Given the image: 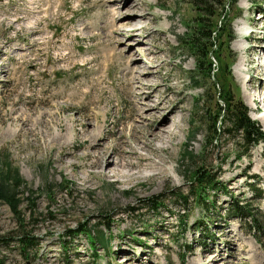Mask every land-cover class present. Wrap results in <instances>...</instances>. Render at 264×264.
<instances>
[{"label": "rangeland", "instance_id": "rangeland-1", "mask_svg": "<svg viewBox=\"0 0 264 264\" xmlns=\"http://www.w3.org/2000/svg\"><path fill=\"white\" fill-rule=\"evenodd\" d=\"M216 1L207 0L211 7ZM198 5L0 0V175L21 178L16 208L0 200V264H264V237L228 209L238 199L264 219V144L239 155L243 145L234 135L212 136L219 89L247 104L264 129V0H227L217 9L211 77L181 44ZM135 20L140 28L129 31ZM229 31L234 38L227 44ZM142 85L149 99L148 92L139 96ZM142 101L165 109L145 110L141 118ZM130 124L138 134H130ZM99 126L102 139L93 143L88 136ZM119 129L128 141L160 131L152 162L133 156L134 165L122 167ZM95 143H106L98 175L90 167ZM204 164L220 181L206 205L189 183ZM103 170L122 174L103 177ZM170 186L192 198L185 211L172 198L155 212L141 207ZM77 221L103 235L97 253L86 234L66 235ZM21 229L36 237L35 247L21 250Z\"/></svg>", "mask_w": 264, "mask_h": 264}, {"label": "trees", "instance_id": "trees-1", "mask_svg": "<svg viewBox=\"0 0 264 264\" xmlns=\"http://www.w3.org/2000/svg\"><path fill=\"white\" fill-rule=\"evenodd\" d=\"M195 2L199 4L198 7L194 6L198 13L196 23L187 28L189 30L182 36L181 44L188 49L189 53L195 59L196 69L202 72L205 71V77H211L214 75V71L212 72L213 60L209 58V55L212 54L211 50L214 43L211 42V39L213 38L214 27L217 25L216 21L213 19V15L217 13V9L219 7L222 6V9L224 8L227 0H217L216 2L218 7H211L210 2H207V0H195ZM237 15L238 14H235L234 17ZM233 38L234 33L229 31L226 40L227 44H230ZM214 58H216V56H213V59ZM191 77L193 79H198L200 76L198 72L193 71ZM217 85L219 87L218 83ZM218 97L220 98V103H215L217 108L212 119V127L214 132L212 136H217L219 134L223 136L234 135L238 142H241L243 145V149H241L240 153H238L239 155L247 154L250 148L259 143L264 144V129L260 122L250 116L247 104H245L241 99L236 98L234 95L229 94L227 91H222L221 89L218 90ZM218 119L220 120V125H216ZM211 140V143H213L214 139L212 138ZM205 167L208 168V166L205 164L199 165L194 170H192L189 180V183L193 186L192 192L194 193L195 200L199 203H203L204 205H206L205 201H207L206 199L209 189L213 188V190L216 191L220 190L217 185V183L220 181L219 179L216 180L218 177L217 174L213 175V173L208 172ZM7 175L9 174H6V176ZM14 175H16V173ZM20 182L21 178L18 177V175L13 178V181L3 178V174L0 175V200L8 201L14 209L20 201V195H18V185H20ZM63 184H67V180L64 181ZM52 186L53 185H48L47 188L50 190ZM24 187L26 186L24 185ZM26 188L28 191V195L26 196H29L31 189H29V187ZM168 189L170 191L167 194L161 192L159 194H151L146 196L144 199H142L144 202L141 207L151 209L155 212L158 210V208L171 205L170 203L164 204V201L172 198V203L176 204L178 201L181 202L182 206L180 205L179 207H181V210L185 211L189 199L192 198L188 194L175 191V188L172 186L168 187ZM254 190L258 191L259 189L255 188ZM256 191L255 194L257 193ZM259 196L260 194L257 195V197ZM29 201L31 202V200ZM141 207H132L129 209V211H135ZM228 209L230 210L231 214L234 215V217L246 222L249 229L252 227V229H254L253 233L259 236V239H261L260 237H264V219L262 217L257 218L250 204H246L239 201L238 199H234L229 204ZM184 211L179 212L177 216L179 221L184 219ZM86 224V222L77 221L75 226H68L66 228V235L71 236L80 233L86 234L89 237L93 250H95L93 252L97 253L96 241L100 240L103 242L104 237L103 235H100L99 239L96 238L91 230L86 229ZM105 225L109 227V224L105 223ZM16 238L17 243L19 244V247L22 251H26L27 247L33 248L38 244L36 237L31 234V232L23 229H21Z\"/></svg>", "mask_w": 264, "mask_h": 264}, {"label": "bare ground", "instance_id": "bare-ground-1", "mask_svg": "<svg viewBox=\"0 0 264 264\" xmlns=\"http://www.w3.org/2000/svg\"><path fill=\"white\" fill-rule=\"evenodd\" d=\"M135 22H137V20L135 21H130V29L129 31L131 30H137L140 28V26H136ZM243 28V25L241 26H238L237 27V31L239 33H242L241 32V29ZM236 46L241 48L243 46L242 43H236ZM139 88V86H138ZM141 89V93H139V96H142L144 93L148 92L146 94V98H150L151 97V92L147 91L148 87L147 86H140ZM147 100H145L144 102H146ZM142 101V106L139 107V110L137 112H140V109H141V113L139 115V117L141 118H144L143 116V113L145 112V110H149V109H152V111L155 113H159V111H162L163 109H165V106H159V104H156L155 105L152 103V104H148V103H144ZM157 102V101H156ZM153 113V114H154ZM145 119V118H144ZM27 121V120H26ZM161 127V126H160ZM100 126L99 127H96L95 129H93L94 131H91V133L89 134L88 137H90L92 139V142H96L97 140H101L102 139V136L100 134V132L96 131V130H99ZM159 128V127H158ZM129 131H130V134L133 136L134 134H138L139 133V126L138 125H135V124H130L129 126ZM165 130V129H164ZM166 131V130H165ZM123 132H124V129H119V137H118V142H117V145H118V152L122 155V167H129V166H133L134 163L132 162L131 158L133 156H135L139 161H143V160H149L150 162H152L151 158L149 157V153H153L155 148H153V146H151L153 144V142L155 140H162L164 139V135L160 132V131H157L155 130L154 132L150 133V136L151 138H147V140H141L139 137L134 139L133 141H128L124 135H123ZM168 134H169V131H166ZM140 142L143 144V146L141 147H137V143L135 142ZM132 144H135V145H132ZM91 146H97V153L94 155V159L91 161L90 163V167L92 168V171H91V174L94 173L95 175H98L100 172L97 171V169L100 167V159H101V156L106 152L105 148H106V143L104 144H101V143H95V144H91ZM101 150V152L99 151ZM139 150H142V151H145L146 153H139ZM169 148H165L164 151L165 152H168ZM155 165V164H154ZM122 174V172L119 174V173H115L114 171L110 170L109 172H107L106 170H103L101 172V176L103 177H120Z\"/></svg>", "mask_w": 264, "mask_h": 264}]
</instances>
